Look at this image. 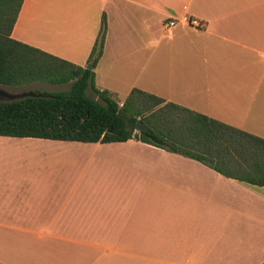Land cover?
Listing matches in <instances>:
<instances>
[{
	"label": "crops",
	"instance_id": "1",
	"mask_svg": "<svg viewBox=\"0 0 264 264\" xmlns=\"http://www.w3.org/2000/svg\"><path fill=\"white\" fill-rule=\"evenodd\" d=\"M102 15L97 86L116 96L109 78L123 71L135 87L264 138V0H23L11 36L85 66ZM184 15L205 27L164 29ZM67 145L96 149L71 156ZM263 262L264 186L135 139L0 135V264Z\"/></svg>",
	"mask_w": 264,
	"mask_h": 264
},
{
	"label": "trees",
	"instance_id": "2",
	"mask_svg": "<svg viewBox=\"0 0 264 264\" xmlns=\"http://www.w3.org/2000/svg\"><path fill=\"white\" fill-rule=\"evenodd\" d=\"M22 2L0 0V86H70L0 102L1 136L100 143L135 139L199 161L239 183L264 186V138L137 87L122 104L96 87L93 69L103 53L104 15L87 58L89 69L13 38ZM137 122L143 126L136 127Z\"/></svg>",
	"mask_w": 264,
	"mask_h": 264
},
{
	"label": "rangeland",
	"instance_id": "3",
	"mask_svg": "<svg viewBox=\"0 0 264 264\" xmlns=\"http://www.w3.org/2000/svg\"><path fill=\"white\" fill-rule=\"evenodd\" d=\"M100 77L103 78L102 75ZM100 77L98 76L97 77L98 78V82H95L99 86H101V84L103 83V81H102V79ZM109 79L112 80L113 82H115V86L117 87V89L119 91L117 93V95L114 96V98L119 102V104H122L124 98L127 96V94H128V91H127L128 86H134L133 84H138V82H140V81H137L134 78V76H132L130 74H124L123 71H119L117 73V75H115V76H113V77H111ZM145 80H146V78H143V83H144ZM97 84H95L96 87L100 89L101 87L97 86ZM69 86H70V83L56 85V84H49V83H44V82H35V83L29 84L27 86L21 87V88H11V91L15 92V93L28 92V91H33V92L34 91L54 92V91L65 90V89L69 88ZM137 88H138V86H137ZM86 92H87V94L90 97L94 98L95 100H97L100 103H103V101L90 88H87ZM111 148H113V147L101 146V147H99L98 150H106V149H111ZM93 149H96V148L83 147V146H73V145L62 146V150L65 153H67L68 155L70 154L71 156L73 155V152H83V151H86V150H93ZM66 165L69 166V165H71V163L66 164L63 161L62 167L64 168ZM72 166H73L74 170H76L78 172H83V173H85L86 170L88 169L86 167V165L82 164L79 161L73 162ZM62 171H64V169ZM85 178H86V175L80 176V180H85ZM63 180H65V177H63Z\"/></svg>",
	"mask_w": 264,
	"mask_h": 264
},
{
	"label": "built area",
	"instance_id": "4",
	"mask_svg": "<svg viewBox=\"0 0 264 264\" xmlns=\"http://www.w3.org/2000/svg\"><path fill=\"white\" fill-rule=\"evenodd\" d=\"M179 23L188 25L190 27H193L195 29H203L205 27V22L197 19L192 16L184 15L182 17L178 18H168L165 21H163V27L164 29H169L172 27H175Z\"/></svg>",
	"mask_w": 264,
	"mask_h": 264
},
{
	"label": "water",
	"instance_id": "5",
	"mask_svg": "<svg viewBox=\"0 0 264 264\" xmlns=\"http://www.w3.org/2000/svg\"><path fill=\"white\" fill-rule=\"evenodd\" d=\"M87 68L92 69L91 65H86ZM35 93L33 91L28 92H12L10 88L0 86V102H9L17 99H21L27 96H34ZM143 124L140 122L136 123V127H142Z\"/></svg>",
	"mask_w": 264,
	"mask_h": 264
}]
</instances>
